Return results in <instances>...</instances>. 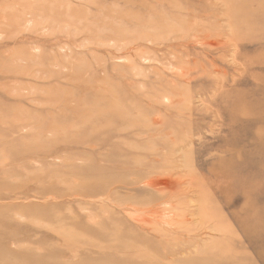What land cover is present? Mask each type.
Wrapping results in <instances>:
<instances>
[{
  "label": "rangeland",
  "instance_id": "1",
  "mask_svg": "<svg viewBox=\"0 0 264 264\" xmlns=\"http://www.w3.org/2000/svg\"><path fill=\"white\" fill-rule=\"evenodd\" d=\"M0 264H264V0H0Z\"/></svg>",
  "mask_w": 264,
  "mask_h": 264
},
{
  "label": "bare ground",
  "instance_id": "2",
  "mask_svg": "<svg viewBox=\"0 0 264 264\" xmlns=\"http://www.w3.org/2000/svg\"><path fill=\"white\" fill-rule=\"evenodd\" d=\"M176 71H177V70H176ZM165 179H166V178H165ZM163 180H164V179H163ZM150 182H151V181H150ZM155 183H157V182H155ZM155 183H154V184H155ZM161 184H162V183H161ZM150 185H151V184H150ZM156 185H157V184H156ZM159 185H160V183H159ZM152 186H153V185H152ZM161 192H162V191H161Z\"/></svg>",
  "mask_w": 264,
  "mask_h": 264
}]
</instances>
